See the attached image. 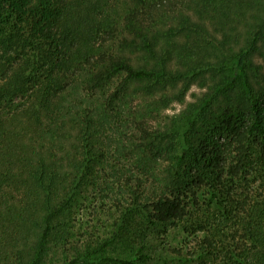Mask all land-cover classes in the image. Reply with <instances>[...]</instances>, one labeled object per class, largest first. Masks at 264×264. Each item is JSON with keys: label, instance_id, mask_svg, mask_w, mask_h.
Here are the masks:
<instances>
[{"label": "trees", "instance_id": "trees-1", "mask_svg": "<svg viewBox=\"0 0 264 264\" xmlns=\"http://www.w3.org/2000/svg\"><path fill=\"white\" fill-rule=\"evenodd\" d=\"M93 194L117 229L78 244ZM168 225L264 264V0H0V264H149Z\"/></svg>", "mask_w": 264, "mask_h": 264}, {"label": "rangeland", "instance_id": "rangeland-1", "mask_svg": "<svg viewBox=\"0 0 264 264\" xmlns=\"http://www.w3.org/2000/svg\"><path fill=\"white\" fill-rule=\"evenodd\" d=\"M204 91L205 89L203 87H201L198 83H194L187 91V94L184 97V102L174 101L166 110L168 112L178 111L182 109L186 103L200 96ZM85 202L86 203H84L82 207L76 210L74 215L76 221H74L75 234L73 240H75L78 244L82 243L85 238L102 241L103 239L109 237L110 234L117 229V225H115V221L117 220L116 218H120V213L118 212V209L112 199L103 200L99 198L97 194H93L92 198ZM142 219L145 220L144 218ZM148 234H150V232ZM155 237L158 241L154 243L156 256L149 261V264H184L181 260L173 257L175 246H185L187 242L191 240V237L188 239L187 232L184 230L182 225H168L167 228L157 229L155 231ZM138 246L139 244L135 243V249H137ZM117 248H122L121 243H117ZM147 250L148 249L145 248L144 252ZM73 252L74 250L69 251L70 254H73ZM55 253L56 255L59 253V259L64 254L62 248L60 247L59 252ZM98 263H100V261L90 264Z\"/></svg>", "mask_w": 264, "mask_h": 264}]
</instances>
